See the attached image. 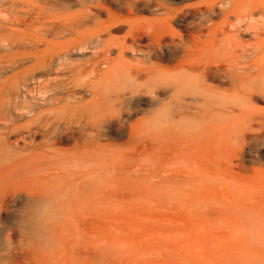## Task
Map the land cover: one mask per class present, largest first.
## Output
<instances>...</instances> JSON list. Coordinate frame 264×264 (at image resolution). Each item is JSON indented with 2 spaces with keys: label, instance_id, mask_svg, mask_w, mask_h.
Returning <instances> with one entry per match:
<instances>
[{
  "label": "rangeland",
  "instance_id": "rangeland-1",
  "mask_svg": "<svg viewBox=\"0 0 264 264\" xmlns=\"http://www.w3.org/2000/svg\"><path fill=\"white\" fill-rule=\"evenodd\" d=\"M54 1L0 0V255L47 247L65 264H264V133L256 121L248 128L264 116V97H243L264 87V74L239 90L213 80L205 90L187 67L153 56L150 82L128 72L143 57L131 50L111 53L113 73L92 71L100 48L67 56V45L94 23L71 34L82 6ZM140 14L152 26L161 17ZM259 16L263 25L264 9ZM43 21L65 30L46 33ZM117 26L112 36L122 38L127 25ZM214 48L201 37L192 60ZM51 50L61 55L48 58ZM41 56L49 71H34ZM87 60L81 73L68 68Z\"/></svg>",
  "mask_w": 264,
  "mask_h": 264
},
{
  "label": "bare ground",
  "instance_id": "bare-ground-1",
  "mask_svg": "<svg viewBox=\"0 0 264 264\" xmlns=\"http://www.w3.org/2000/svg\"><path fill=\"white\" fill-rule=\"evenodd\" d=\"M76 1L82 8L78 12L77 18L75 16V23L73 22L74 24L71 25L74 30L68 28L67 30L73 34L76 32V27H80L89 21L94 23V30L89 34L78 35L79 37L77 36L73 43L67 45V56L73 48H83L87 44L95 43L100 50L94 51V58L92 62L88 63L92 71L113 73L112 62L114 59L111 53L117 50L119 56L122 57L127 50H131L142 52L143 57L136 58L128 72L133 74L135 79L145 76L150 82L154 76L153 70L157 68V65L151 62L153 56L176 61V67H187L188 78L195 77L197 79L196 87H204L205 90L215 87L208 83V80L215 81L217 85L228 84L229 87L239 90L245 88L254 78L264 74V24L261 25L262 18L259 16L264 5L262 6L261 0H254L248 6L242 5V1L240 3L239 0H218L207 3L205 6H198L190 2L181 7L169 6L166 0ZM37 2L46 5L55 3L54 0H35L36 4ZM115 3L120 7L119 11L122 10L126 14L115 12L112 6ZM34 10L33 12H26V21L29 23H34L35 18L39 16ZM144 12H160L161 17L154 19L157 20L154 26L150 21L141 23L139 21L142 19L140 13ZM103 13L106 14L105 19L101 18ZM215 16L222 17L220 23L213 21ZM17 18L19 17L17 16ZM41 19L43 18L39 17L38 20ZM6 20L9 21V19ZM172 22H178L179 25H182L185 32L179 34L171 28H165L167 24L170 27ZM120 23L127 25V29L122 38H115L112 36V29L118 28L117 24ZM41 24L45 27L48 26L46 33L52 35L60 28L65 30L58 24L48 25L47 21H43ZM103 33L108 36L106 40L102 39ZM201 37H204V43L215 48L211 53L212 57L200 64L195 63L192 59ZM145 39L149 40L146 44H144ZM46 44L50 45L49 42ZM53 51H50L48 58H52L56 54L61 55L57 52L52 53ZM48 58L44 59L43 56L39 60L37 58L36 65L39 67L35 68L34 71L39 70V68L49 71ZM89 61L73 63L68 68H71L72 72L81 73L88 69L86 64ZM159 70L162 71L163 68ZM195 72H199V76H194ZM182 84V82L176 81L172 87H182ZM246 91L243 93V97L247 102H251L256 92L264 97V87H254ZM202 119L205 120V117ZM252 121H256L258 124L256 133H264V116L250 119L249 129H252ZM13 256L18 257V259ZM30 258L32 261L43 259V264H52L53 262L65 264V260L59 251L47 247L39 249L30 247L23 251L18 250L14 254L9 250L0 255V264H33L34 262L29 261Z\"/></svg>",
  "mask_w": 264,
  "mask_h": 264
}]
</instances>
